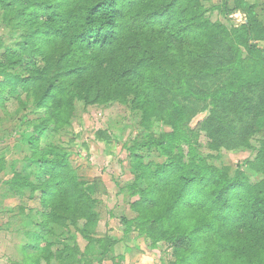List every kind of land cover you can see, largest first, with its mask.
<instances>
[{"label":"trees","instance_id":"1","mask_svg":"<svg viewBox=\"0 0 264 264\" xmlns=\"http://www.w3.org/2000/svg\"><path fill=\"white\" fill-rule=\"evenodd\" d=\"M213 9L209 0H0V113L23 114L26 143L3 183L39 193L36 237L21 244L31 264H77L61 235L89 232L100 192L74 174L62 139L81 110L110 102L139 124L127 144L137 172L119 187L136 216L123 223L152 246L170 242L172 264H264V17L257 2L222 0L223 16L246 13L229 30ZM204 146L249 156L230 175L206 163Z\"/></svg>","mask_w":264,"mask_h":264},{"label":"rangeland","instance_id":"2","mask_svg":"<svg viewBox=\"0 0 264 264\" xmlns=\"http://www.w3.org/2000/svg\"><path fill=\"white\" fill-rule=\"evenodd\" d=\"M248 1L257 2L264 17V0ZM221 2L209 0L214 8L209 13L211 19L220 20L229 30L238 29L246 22V13L240 9L225 16L219 13L217 8ZM256 44L264 50V42L258 41ZM81 111L62 141L74 174L81 182L100 192V201L91 203L93 216L88 233L75 232L72 228L68 230L69 237L61 235V239L65 236L64 244L68 249L70 246L78 249L77 264H172L170 242L163 241L152 246L150 240L122 221V218L131 220L136 216L130 210L135 197L120 191L119 187L131 182L134 172H137V165L130 161L127 151V144L137 135V117L118 102L91 105ZM204 116V113L197 114L190 127L194 128ZM24 119L22 113H0V159L4 161V169L0 173V264H31L30 256L24 253L21 244L32 243L35 239L33 226L38 221L36 215L41 209L39 193L31 194L28 187L9 190L11 187L3 183L21 168L22 158L26 154V143L20 130V120ZM257 128L264 130V117ZM164 129L160 128V131ZM97 130L106 132L109 141L98 140ZM260 136L264 137V133ZM71 138L74 142L67 143ZM200 140L203 143L206 141L204 136H200ZM200 154L207 164L225 168L230 175L249 156L247 151H211L205 146ZM147 159L164 160L154 152L148 153ZM245 176L250 182L259 180V174L251 170H245ZM54 228L57 230V226ZM43 236L48 242L54 241L60 239V231L55 235L49 233ZM54 264L70 263L59 260Z\"/></svg>","mask_w":264,"mask_h":264}]
</instances>
